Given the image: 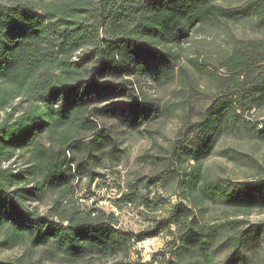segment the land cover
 Instances as JSON below:
<instances>
[{
  "label": "trees",
  "instance_id": "obj_1",
  "mask_svg": "<svg viewBox=\"0 0 264 264\" xmlns=\"http://www.w3.org/2000/svg\"><path fill=\"white\" fill-rule=\"evenodd\" d=\"M242 21L264 31V0H240L236 6L233 0H28L13 5L0 0V249L26 246L32 253L46 248L65 264H80L124 256L133 243L173 227L179 246L171 255L174 261L166 264H185L192 249L211 264L226 229H235L229 263L240 258L251 238L264 242V222L243 230L236 221L202 222L215 204L233 217L264 212V179L210 180L200 169L218 137L246 131L239 114L245 112L244 102L264 106V71L254 75L264 66L261 43L234 41L224 30ZM215 30L230 40L221 66L226 83L202 120L182 135L177 162L193 165L169 175L183 178L178 195L183 202L140 236L120 231L112 215L77 209L73 183L93 181V168L103 159L118 158V142L102 127L103 120L134 132L156 122L161 111L140 93L142 81L171 78L181 45ZM189 64L201 71L195 60ZM17 101L21 108H14ZM191 133L195 141L186 144ZM263 133L264 124L256 137L262 140ZM19 155L22 167H4ZM47 196L52 207L41 216L31 205ZM0 264L41 262L20 257Z\"/></svg>",
  "mask_w": 264,
  "mask_h": 264
},
{
  "label": "rangeland",
  "instance_id": "obj_2",
  "mask_svg": "<svg viewBox=\"0 0 264 264\" xmlns=\"http://www.w3.org/2000/svg\"><path fill=\"white\" fill-rule=\"evenodd\" d=\"M1 1L13 5L28 0ZM238 3L240 0H233V6ZM224 30L234 41L260 42L261 55L264 56V31L258 24L242 21L228 24ZM229 41L221 30L194 35L177 50L180 58L171 78L161 76L153 80L146 77L142 81L140 93L150 105L161 111V117L156 122L134 132L110 119L103 120L102 127L109 128L118 142V153L115 155L118 158L103 159L93 168V181L83 178L73 183L71 199L77 209H98L107 216H114L120 231L140 236L151 231L156 222L167 218L173 204L183 202L178 199L183 178L177 180L169 174L174 170L183 174V169L189 171L193 165L192 161L177 162L182 135L192 131L196 123L202 120L215 96H222L223 91L220 90L225 86L227 74L221 66ZM190 60H195L201 71L194 69L189 64ZM263 67L255 68L254 75H262ZM254 78L249 79L248 83H253ZM22 106L19 101L14 103V108ZM244 106L245 112L239 114L246 131L226 132L218 137L212 151L201 161L200 169L210 180L223 179L237 183L257 177L264 179V133L262 140L256 137V131H260L264 124V106L254 108L250 102H244ZM246 106H251V109L248 110ZM3 116L1 113L0 119ZM194 137L191 133L186 144L193 143ZM230 150L245 156L241 159L236 156L231 158ZM23 162L24 158L19 155L4 167L17 170ZM51 198L47 196L42 203H35L31 207L36 208L39 215H46L52 207ZM62 202L63 206L68 203L66 200ZM204 214L202 222L208 226L236 221L239 230H243L249 225L264 222V212L233 217L220 204L208 206ZM234 232L235 229L231 228L223 232L213 248L211 264H264V242L260 238H251L238 260L226 261L234 252V242L231 240ZM176 236L175 229L170 227L169 231L155 238L133 243L124 256L86 260L80 264H166L174 261L171 255L179 246ZM196 252L197 249H192L185 254V264H207ZM20 257L24 260H29V257L34 261L38 259L41 264H65L48 254L46 248H36L32 253L26 246L0 249L1 261H14Z\"/></svg>",
  "mask_w": 264,
  "mask_h": 264
}]
</instances>
